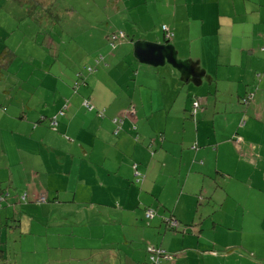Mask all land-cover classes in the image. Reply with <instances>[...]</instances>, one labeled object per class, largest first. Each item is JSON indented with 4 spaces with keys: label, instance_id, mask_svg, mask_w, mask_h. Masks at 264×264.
<instances>
[{
    "label": "crops",
    "instance_id": "0c3cea01",
    "mask_svg": "<svg viewBox=\"0 0 264 264\" xmlns=\"http://www.w3.org/2000/svg\"><path fill=\"white\" fill-rule=\"evenodd\" d=\"M231 3L233 8L227 12L196 13L201 20L199 40L209 47L210 54L204 63H189L192 81L201 83L194 85L201 87L197 91L190 79L177 78L171 71L175 81L170 80V84H184L183 94L172 105L167 100L148 98L153 89L145 82L153 72L149 65H153L139 59L135 47L146 42L141 44L136 39L131 52L124 54V65H120L122 56L115 66L112 63L118 61L116 52L126 48V43L105 55L106 64L90 77L91 82L100 79L104 84L97 95L94 92L93 97L87 85L72 93V82H68L60 88L55 102L30 114L28 120L21 119L23 143H2L13 176L0 180V186L9 187L10 200L17 202L23 190L27 191L28 203L36 204L34 192L44 187L48 203L39 205V213L50 212L48 219L70 211L78 216L74 220H49L47 228L71 230L72 224H78L87 228L88 235L105 229L99 235L100 244L132 241L119 264H144L148 243L180 252L174 261L160 264H228L229 258L245 255L264 259V0ZM178 38L175 29L169 46L174 48ZM141 69L144 75L138 81L132 71ZM155 82H159L157 77ZM163 90L170 91L167 87ZM247 92L254 93L253 99L241 104ZM85 93L97 107L106 106L105 117L83 108ZM63 97L68 99L67 112L58 117L56 129L47 123L34 126L39 113L54 115L64 103ZM196 97L201 108L192 115L191 101ZM167 107H171L170 113L165 114ZM78 112L82 113L81 123L75 124ZM112 117L121 118L122 128L117 133ZM241 117L245 119L243 126H239ZM177 128L181 142L187 129L193 128L195 141L171 143L163 133L170 136ZM158 129L163 132L156 135ZM233 134L242 139L237 142ZM31 170L36 172L34 178ZM136 174L143 179L137 181ZM16 180L20 187L15 186ZM241 195L251 201L258 197L261 212L256 213L252 202V206L237 203L235 197ZM72 204L83 205L76 209ZM89 204H96L104 213L102 218L97 214L96 224L86 218L96 212L87 208ZM25 206H6L1 216L18 220L19 233L30 235L34 217L16 212L17 207ZM222 208L224 215L216 220L214 214ZM79 209L85 211L83 219H79ZM147 209L161 216L172 214L179 221L180 232L169 230L158 214L148 220L144 214ZM222 219L230 221L226 228L237 229L240 239L218 242L224 233ZM145 220L147 226L142 225ZM138 227L144 228L139 238L133 235ZM244 228L251 229L246 232L251 237L260 234L253 241L255 247L251 240L243 239ZM222 245L225 247L219 248ZM230 248L241 254H227ZM112 260L110 264L117 263Z\"/></svg>",
    "mask_w": 264,
    "mask_h": 264
},
{
    "label": "rangeland",
    "instance_id": "374dc122",
    "mask_svg": "<svg viewBox=\"0 0 264 264\" xmlns=\"http://www.w3.org/2000/svg\"><path fill=\"white\" fill-rule=\"evenodd\" d=\"M15 1L0 0V180L2 181L9 180L13 176L12 163L7 165L2 143H23L21 116L26 112L30 113L32 108V110L36 108L42 110L48 107L46 104H50L47 101L50 99L55 80L73 79L77 69L93 64V54L106 53L109 48L105 39L106 32L119 29L127 35V41L123 42L127 44V47L116 52L117 60L122 56L120 65H124V54H127V51L131 52L132 42L130 39H138L141 44L152 42L159 47L163 45L162 54L172 57L170 63L173 65L172 70L175 71L176 77L190 79L193 90L197 91L201 87L194 85L199 86L201 83L197 79L192 81L190 64L206 62L210 53L205 42L199 40L201 20L196 13L227 12L233 8L232 1L240 2V0H63L64 3H57L52 10V15H55L53 20L55 23H59L54 28L59 35H55L52 22L48 24L49 26L46 22L39 26L32 22V17H29L23 7L17 5V1ZM162 24L170 26L174 31L177 30L178 43L177 45L175 43L176 46L173 49L168 47L172 40L164 41ZM205 27L211 29L209 25ZM159 55L161 54L159 53ZM223 57L224 53L221 54V58ZM149 67L152 66L149 65ZM143 75L142 69L137 70L138 81H142ZM161 76L162 80L167 79V76ZM155 79V76L152 80L149 78L151 81H155ZM170 80L175 81L173 76L168 77L167 88L170 91H163V86L155 83L154 89L149 91L148 98L171 100L175 94L171 91H174L177 85H171ZM145 86L149 88L147 80ZM179 86L181 88L183 84L179 83ZM42 102L45 106L42 105ZM170 108L167 107L165 114L170 113L168 110ZM85 110L90 111L88 108ZM80 116L82 113L78 112L74 120L75 124L81 123ZM159 132H163V130L159 131L158 129L156 135ZM186 132L183 142L180 141L178 128L170 136L166 133L163 134L171 143H192L195 141L193 128H188ZM64 136L62 138H65ZM73 139L76 140V136ZM30 176L34 178L36 172L31 170ZM173 179L177 184V176H174ZM15 186H21L18 180H16ZM62 186L65 188L67 184ZM25 193L27 191L22 190L20 194ZM34 194V196L42 194L47 197L44 187L35 191ZM235 198L239 204L249 206L252 202L256 213L261 212L258 197H252V201L244 195ZM42 203H48V200ZM40 204V202L28 203L27 200L26 209L16 208V212H24L29 217H34L31 234L28 233L30 235H20L19 229L13 226L12 222L6 224L3 232L0 231V249L5 250V259L0 264H110L114 258L117 260L116 264H119L120 259L132 245V241L128 243L123 239L121 245L109 242L100 244L99 235L105 229L88 235L87 228L78 224H72L71 230L47 228L49 220H74V217L78 216L70 211L61 216L56 215L55 219H48L50 212L39 213ZM72 205L78 209L83 204ZM45 206L46 204L42 205V207ZM87 208H92L96 212L87 215L86 218L91 221V224L98 223L97 214L102 218V214H104L102 209L96 204H89ZM4 209L0 210V221L5 222L4 215L1 216ZM77 212L79 219H83L85 211L79 209ZM219 215H224L223 208L214 214V218L216 219ZM220 222H224V228H222L224 233H221L218 239L219 243L226 244L241 238L237 229L226 228V224L230 221L222 219ZM148 223L145 220L142 225L147 226ZM247 231H251V229L244 228L243 239L251 240L252 246L255 247L253 241L260 234L257 236L254 234L253 238L246 234ZM143 232L144 228L138 227L134 230L133 235L139 238ZM224 247L223 245L219 246V248ZM235 249L230 248L227 254L239 256L241 253ZM228 264H264V259L245 255L244 258H229Z\"/></svg>",
    "mask_w": 264,
    "mask_h": 264
},
{
    "label": "trees",
    "instance_id": "16d2710c",
    "mask_svg": "<svg viewBox=\"0 0 264 264\" xmlns=\"http://www.w3.org/2000/svg\"><path fill=\"white\" fill-rule=\"evenodd\" d=\"M13 1H15V0H13ZM16 1H15L16 4L19 5L20 7H23L24 12L29 17H32V20H33L32 22L38 24L39 26H42L45 22L47 23V25L51 24V22H52L53 23L52 29L55 32L54 34L59 35V33L57 31H55L56 29H54L59 25V23H55V21L53 20L55 15H52V10H53L54 6H56L57 3H64L63 0H16ZM163 27H166L167 31L164 30ZM161 30H162L163 38H164L165 42H169L171 40L174 41V30L171 29L170 26L162 24ZM109 31L105 33L106 34L105 39H106L107 45L109 47L108 51L106 53L98 52L96 54H93L92 55L93 56L92 57L93 64H88L84 68H79L75 71L73 79H72V85L70 86L72 93H77L79 88L87 85L88 87L91 88V91H92L93 97H94L95 94L97 95L99 88L100 89L104 88L103 87L104 84H103V82L100 81V79H97V81H96V79H94L95 82H91L92 80L90 81V77L95 76L98 69L103 68V65L106 64L104 61L105 55L108 53H112L115 49H117L118 46H120L124 41H127V39H128L127 35L122 30L112 29L110 32ZM120 34H122V35H120ZM125 36H126V38H125ZM130 40L132 43L134 41H136V39L135 40L130 39ZM148 42H150V41H148ZM146 44L149 45L152 43L151 42L145 43L143 45H146ZM161 46H163V45H161ZM168 47L173 49V46L168 45ZM170 59H172V57H170L169 55L168 56L164 55L163 63L152 66L151 69L153 70V72L149 73V76L147 79L149 82V86L152 89H154L155 83H159L163 87H168V77L172 76L171 71L173 68V65H171L172 63H170ZM120 61H121V59H119L118 61H114L112 63V65L115 66L117 64V62L119 63ZM159 66H162V67H159ZM132 72H133V75L137 76V71L136 72L132 71ZM161 75L167 76V79L162 80ZM154 76L157 77L159 82L151 81L154 78ZM149 78L151 80H149ZM70 79L68 78V81ZM68 81H66L65 78L55 80L54 86L52 89V93L50 95V99L47 102H51V103L55 102V99H57V97H59V94L61 91L60 88L65 87L64 85L67 84ZM152 82L153 83L155 82V83L151 86ZM93 83L96 85V90L94 89ZM182 87H181V89H180V86L176 87L175 92H174L175 93L174 96L172 97L171 100L170 99L167 100V102H166L167 104L172 105V103H174L175 100L179 101V96L181 94H183V92H184ZM94 92H95V94H94ZM253 96H254L253 92H247V94L244 97H242V99L240 100L241 104L248 103L250 100L253 99ZM63 98H64L63 99L64 103L61 105V107L56 111V113L54 115L49 117L46 114L39 113V116H37L38 120L36 119L33 121L34 126L47 123V127L55 130L57 127V124H58V119H59L58 117L63 116V114H65V112L67 111L68 99L66 97H63ZM198 99L199 98L196 97V98H193V100L191 101L190 112L192 113V115H194L193 113L197 112L198 109L201 108V104L198 103ZM161 100H163V99H161ZM195 104H197V106H195ZM42 105L45 106V104L43 102H42ZM81 105L84 106L85 108H88L90 110L88 112H95L96 115L100 118L105 117V110H106L105 107L106 106L102 105L103 107H97L96 104H94V102L91 100V98L86 93L82 97ZM32 109H30L32 112L31 111H30V113L26 112L25 114H23L21 116V119H23V121L28 120L30 114H32V113L36 114L37 112L40 111L39 108H36L34 110H32ZM111 120H112V123L115 125V129H114L115 133H117L121 128V125L118 122L119 119L117 117H112ZM20 122H21V120H20ZM244 123H245V119H244V117H241V119L239 120V126H243ZM234 137H235V135L233 134L232 138H234ZM20 196H21V194H19V198H17L18 201L13 203V200L12 201L10 200L13 197H12V194H10V192H9V187L8 186H6V187L0 186V210L4 209L6 206L11 205L12 207H14L15 204L23 203L24 200H20ZM26 200H27V196L25 198V201ZM13 209H15V208H13ZM153 212H154V215L151 219H153L157 214L155 210H153ZM161 217H162L161 218L162 221L166 224V226L169 230H172L174 232H180V230H178V228L180 227L179 221L172 214L164 215ZM148 220H150V219H148ZM9 221L12 223L14 222L13 226H15L16 228L18 227V224H19L18 220H14L13 218L6 219L5 222L4 221L0 222V231L1 232H3V229L5 228L6 224L10 223ZM15 221H16V223H15ZM174 223H175V225H174ZM181 232H185V231L181 230ZM150 248H154V250H155V252L153 254V258H150V254H151V251L149 250ZM4 252H5V250H3L1 248L0 249V263L2 261H4V259H5ZM176 252L177 251H167L163 247L148 243L146 245V253H147L148 260L144 264H160L161 261H163V260L171 261L172 259H169V256L174 255ZM170 258H171V256H170Z\"/></svg>",
    "mask_w": 264,
    "mask_h": 264
},
{
    "label": "water",
    "instance_id": "95a60500",
    "mask_svg": "<svg viewBox=\"0 0 264 264\" xmlns=\"http://www.w3.org/2000/svg\"><path fill=\"white\" fill-rule=\"evenodd\" d=\"M138 50H140L142 53H139ZM161 50L163 51V46L159 47V45H154V44H149V45L139 44V47H135V51L139 59L143 62L150 63L152 65L163 63L164 56ZM159 53L161 55H159Z\"/></svg>",
    "mask_w": 264,
    "mask_h": 264
},
{
    "label": "clouds",
    "instance_id": "9594fccd",
    "mask_svg": "<svg viewBox=\"0 0 264 264\" xmlns=\"http://www.w3.org/2000/svg\"><path fill=\"white\" fill-rule=\"evenodd\" d=\"M118 118V117H117ZM120 121H118L119 123H120V125H121V118H118ZM235 135V137L233 138L234 140H236L237 142L238 141H240L242 138H241V136L240 135H237V134H234ZM239 137V139H237L236 137ZM137 176H138V178L136 179L137 181L138 180H142L143 179V175H139V174H136ZM26 193L25 194H23V195H21L20 196V200H24V203H26L27 202V200L25 201V198H26ZM41 197L43 198V200H41ZM47 201V197L46 196H44V195H39V196H37L36 197V202H40V203H42V202H46ZM147 210H149V209H147ZM150 210H154V209H150ZM157 213V212H156ZM154 215V214H153ZM145 217L147 218V219H151L152 217H147L146 216V212H145ZM180 254V252L179 251H177L174 255H173V258H172V260L171 261H174L176 258H177V256Z\"/></svg>",
    "mask_w": 264,
    "mask_h": 264
},
{
    "label": "built area",
    "instance_id": "2783aa9c",
    "mask_svg": "<svg viewBox=\"0 0 264 264\" xmlns=\"http://www.w3.org/2000/svg\"><path fill=\"white\" fill-rule=\"evenodd\" d=\"M163 28H164V30L167 31V28H166V27H163ZM120 35H122V34H120ZM167 36H168V35H167ZM263 50H264V47H263ZM195 106H197V104H195ZM118 121H120V120H118ZM236 138L239 139L238 136H237ZM41 200H43L42 197H41ZM153 214H154L153 210H150V209H149V210L146 211V216H147V217H152ZM174 225H175V223H174ZM149 250L151 251L150 258H153V254H154L155 250H154V248H150ZM170 256H171V258H170ZM170 256H169V259H172V258H173V255H170ZM165 257H166V256H165Z\"/></svg>",
    "mask_w": 264,
    "mask_h": 264
}]
</instances>
